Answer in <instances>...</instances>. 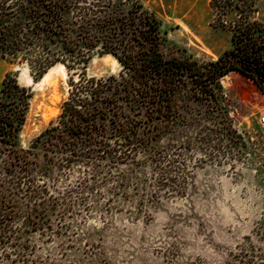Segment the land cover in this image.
Returning <instances> with one entry per match:
<instances>
[{"label": "rangeland", "instance_id": "374dc122", "mask_svg": "<svg viewBox=\"0 0 264 264\" xmlns=\"http://www.w3.org/2000/svg\"><path fill=\"white\" fill-rule=\"evenodd\" d=\"M161 20L169 57L186 56L205 63L230 47V33L214 22L210 0H138ZM255 19L264 22V0H256ZM89 77L122 73L111 55H91ZM82 68V67H81ZM26 65L0 59V87L7 73L30 86L32 100L20 143L29 148L54 121L67 98L70 75L58 64L34 82ZM219 104L191 95L178 99L177 117L161 121L145 138L133 163L117 166L126 181L115 178L76 188L83 166L54 169L52 186L62 189L68 206L53 208L34 227L23 213L7 222L14 233L0 235V264H256L264 260V91L241 74L220 79ZM144 114L137 118H145ZM232 135L239 137L234 144ZM44 172L45 151L32 150ZM48 156L52 154L47 153ZM81 166V167H79ZM164 171L170 179L158 186L150 178ZM135 173V174H131ZM49 176V175H48ZM113 183L111 185L110 183ZM22 202V201H21ZM24 210L23 205L20 206ZM12 224V226H11Z\"/></svg>", "mask_w": 264, "mask_h": 264}, {"label": "trees", "instance_id": "16d2710c", "mask_svg": "<svg viewBox=\"0 0 264 264\" xmlns=\"http://www.w3.org/2000/svg\"><path fill=\"white\" fill-rule=\"evenodd\" d=\"M216 26L230 33L231 45L205 63L186 56L169 57L161 20L138 0H0V59L26 65L36 82L61 64L70 75L67 98L56 119L29 148L20 143L32 100L30 86L7 73L0 87V225L23 213L31 226L42 223L48 210L68 206L62 189L52 186L54 169L70 171L81 163L76 188L127 176L117 166L133 163L145 138L139 133L147 120L149 135L159 131L166 117L175 121L178 99L189 89L201 100L219 104L220 79L230 72L243 75L264 91V22L254 18L256 0H210ZM111 55L122 68L118 76H87L91 55ZM82 67V68H81ZM144 114L145 118H137ZM234 144L239 137L232 135ZM45 153L44 172L32 153ZM47 153L52 154L48 156ZM131 174H135L132 173ZM49 175V176H48ZM165 185L164 171L150 178ZM123 181V182H124ZM113 185V183H110ZM22 201V202H21ZM24 207L21 210L20 206ZM12 226V224H11ZM3 227L0 235L14 233ZM256 264H264L260 259Z\"/></svg>", "mask_w": 264, "mask_h": 264}, {"label": "built area", "instance_id": "2783aa9c", "mask_svg": "<svg viewBox=\"0 0 264 264\" xmlns=\"http://www.w3.org/2000/svg\"><path fill=\"white\" fill-rule=\"evenodd\" d=\"M257 122L261 125H264V115H259Z\"/></svg>", "mask_w": 264, "mask_h": 264}]
</instances>
